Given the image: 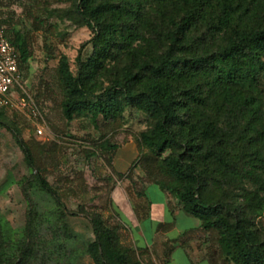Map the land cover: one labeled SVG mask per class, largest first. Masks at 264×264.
Returning <instances> with one entry per match:
<instances>
[{
    "label": "trees",
    "instance_id": "1",
    "mask_svg": "<svg viewBox=\"0 0 264 264\" xmlns=\"http://www.w3.org/2000/svg\"><path fill=\"white\" fill-rule=\"evenodd\" d=\"M75 12L92 32L82 44L92 51L77 55L75 72L62 54L55 71L66 122L80 118L99 133L86 157L105 159L119 179L139 168L213 234L218 257L228 264H264V228L256 221L264 216V0H76ZM44 19L34 17L33 30ZM4 24L0 19L25 69L30 32L9 35ZM124 106L144 113L150 125L131 132L137 155L119 172L109 136L123 129ZM6 110L0 125L12 132L33 182H20L26 222L14 242L10 229L1 232L0 264H26L37 254L42 223L32 196L51 200L44 205L54 215L49 219L65 225L64 214L58 188L45 177L50 170L37 157L45 144L24 140L1 119ZM51 164L56 169L58 162ZM90 223L91 240L62 233L59 264L84 256L93 264H153L141 259L147 249L120 243L119 223L97 213Z\"/></svg>",
    "mask_w": 264,
    "mask_h": 264
},
{
    "label": "rangeland",
    "instance_id": "2",
    "mask_svg": "<svg viewBox=\"0 0 264 264\" xmlns=\"http://www.w3.org/2000/svg\"><path fill=\"white\" fill-rule=\"evenodd\" d=\"M75 3L76 0H0V19L8 22L4 24L8 34L12 35L13 30H19L22 34L25 31L30 32L31 57L28 67L21 69V72L23 82L44 117L46 134H36L34 124L26 112L6 110L2 113L1 119L17 129L22 138L32 145H35L34 142L45 144L43 145L45 153L37 157L50 170L45 174L46 179L58 188L65 222L63 225L55 218L49 219L54 215L45 210L44 205L50 206L51 201L47 196H32L34 202L42 207L39 218L42 223L35 236L37 254L26 264H59L57 248L65 239L62 233L65 231L80 239L91 240L93 233L90 218L96 213L111 225L118 223L115 219L117 213L121 222L129 229L134 246H142L129 198L123 187L115 186L119 178L105 159L98 156L86 157V150L93 148L99 133L80 118L67 123L59 108L62 92L55 71L59 57L62 54L66 55L72 71L75 72L77 55L81 53L84 57L92 51L91 45L82 47V44L92 37V32L86 26L80 25ZM34 17L46 18L42 29L33 30ZM123 120V129L109 136L111 142L117 146L113 158V166L117 171H125L137 155L131 132L144 131L150 125L144 113L130 106L123 107ZM53 161L58 162L56 169L51 164ZM30 173L31 170L25 164L24 155L12 132L0 125V234L3 229H10V238L13 242L19 238L26 222L28 203L22 193L20 182L26 178L30 183L33 182ZM129 180L134 190L139 192L149 183L139 168L135 169ZM68 187L76 189L78 194L83 190L85 194L82 197L66 196L63 192ZM109 194L111 208L114 211L107 206ZM146 195L151 202L148 221L155 219L169 222L171 219L167 217V211L161 204L164 192L152 185L146 189ZM173 198L177 201L175 197ZM170 210L169 208L168 211ZM177 221L181 226H188L180 216ZM256 221L264 228V216L257 217ZM161 227L168 228L169 225L164 224ZM118 233L121 244L132 245L122 227H119ZM207 236L210 240V257L217 264H228L218 257L215 237L211 233H207ZM141 259L148 262L151 261V256L143 255ZM161 261L152 262L161 264ZM72 264L93 263L89 257L84 256L74 259Z\"/></svg>",
    "mask_w": 264,
    "mask_h": 264
},
{
    "label": "crops",
    "instance_id": "3",
    "mask_svg": "<svg viewBox=\"0 0 264 264\" xmlns=\"http://www.w3.org/2000/svg\"><path fill=\"white\" fill-rule=\"evenodd\" d=\"M152 185L159 188L156 184L149 182L141 192L135 191L130 180L125 177L119 179L115 185L123 187L125 194L129 198L132 213L136 220L135 226L138 232L139 242L142 246H134L129 229L121 222L117 213H115V219L121 225L123 231L127 233L129 243L139 251L147 249L151 260L155 263L157 260H162L161 264H217L209 254L210 240L207 233L211 232L202 230L200 221L186 214L180 208L178 202L174 200V196L168 192L159 188L164 192L161 204L165 207L167 217L171 220L169 222H164L163 220L156 221L155 219L148 221L149 213L151 212V202L146 195V189L152 187ZM108 208L113 210L111 208L110 194ZM169 208L171 209L170 211H168ZM179 216L182 217L183 222L187 223L188 226H181L179 224L177 221ZM164 224L169 225V227L162 228L161 226Z\"/></svg>",
    "mask_w": 264,
    "mask_h": 264
},
{
    "label": "built area",
    "instance_id": "4",
    "mask_svg": "<svg viewBox=\"0 0 264 264\" xmlns=\"http://www.w3.org/2000/svg\"><path fill=\"white\" fill-rule=\"evenodd\" d=\"M26 112L36 134H46V124L36 101L23 82L16 48L0 28V110Z\"/></svg>",
    "mask_w": 264,
    "mask_h": 264
}]
</instances>
